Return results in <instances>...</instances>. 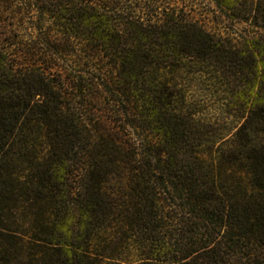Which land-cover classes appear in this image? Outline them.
<instances>
[{
    "label": "trees",
    "instance_id": "1",
    "mask_svg": "<svg viewBox=\"0 0 264 264\" xmlns=\"http://www.w3.org/2000/svg\"><path fill=\"white\" fill-rule=\"evenodd\" d=\"M163 1H24L36 35L0 43V264H264V0H211L241 36ZM189 74L225 87V131Z\"/></svg>",
    "mask_w": 264,
    "mask_h": 264
},
{
    "label": "rangeland",
    "instance_id": "2",
    "mask_svg": "<svg viewBox=\"0 0 264 264\" xmlns=\"http://www.w3.org/2000/svg\"><path fill=\"white\" fill-rule=\"evenodd\" d=\"M24 1L26 0H0V43L13 42L16 47L20 40L26 41L36 35L31 27L35 23L36 15ZM166 2L169 4L177 2L187 8L210 31L231 33L235 36H241L250 31L245 24L233 25L226 21L220 16L211 0H164L163 4ZM76 58L75 54L61 55L60 64H73ZM196 76L189 74L184 79H179V82L188 92L190 99L199 102L202 114L214 121L215 128L220 127L219 132L225 131L228 127L227 123L232 124L230 122L232 120L224 112L223 107V99L226 98L225 87L217 84L213 78ZM105 118H109L108 113L105 114ZM123 132L126 131L123 130Z\"/></svg>",
    "mask_w": 264,
    "mask_h": 264
}]
</instances>
